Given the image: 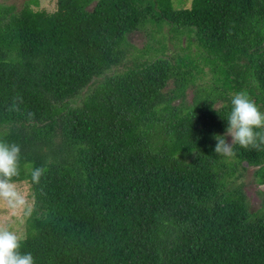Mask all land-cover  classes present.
I'll use <instances>...</instances> for the list:
<instances>
[{
    "label": "trees",
    "instance_id": "obj_1",
    "mask_svg": "<svg viewBox=\"0 0 264 264\" xmlns=\"http://www.w3.org/2000/svg\"><path fill=\"white\" fill-rule=\"evenodd\" d=\"M180 4H0V140L21 147L20 251L35 264H264V194L250 211L235 183L252 166L264 184V146L214 150L231 94L264 112V0ZM151 11L193 32L197 72L166 56L125 67V36ZM204 66L218 84L183 105ZM34 167L46 169L38 184Z\"/></svg>",
    "mask_w": 264,
    "mask_h": 264
},
{
    "label": "rangeland",
    "instance_id": "obj_2",
    "mask_svg": "<svg viewBox=\"0 0 264 264\" xmlns=\"http://www.w3.org/2000/svg\"><path fill=\"white\" fill-rule=\"evenodd\" d=\"M25 2L32 9H45L52 10L54 7V0H0V4H11L16 8L21 7ZM189 0H181V6H188ZM175 3V2H174ZM176 8H180L178 4L175 3ZM148 23L145 25L129 32L125 39L128 44L132 47L129 48L130 52L126 55L127 61L129 62L126 66H133L142 61H149L155 57H168L171 63L177 66L179 69H184L196 72L202 66V64L195 61L194 57L196 50L198 49L197 40L194 37L193 32H189L188 28L176 27L168 24L165 20L155 19L154 11H151L148 15ZM168 25V26H167ZM139 26V25H138ZM167 27V28H166ZM187 45V46H186ZM198 62L199 67L196 68V63ZM124 67V68H125ZM122 69V68H119ZM207 67H203V77H201V82H195L194 85H188L183 91V105H191L193 100V94L195 89L202 86V90L211 89L218 83L214 80L209 79V74L207 73ZM191 72V73H192ZM200 72V71H199ZM189 74H187L188 76ZM192 76L191 78H193ZM200 84L199 88L198 86ZM172 87L171 83H168L166 89ZM234 95V94H231ZM181 101L180 98L174 99L171 104H177ZM220 100H216L213 104L216 107ZM228 142H231V137H227ZM255 167H245L244 169H237V178L235 183H241L242 189L246 196L247 205L250 211H253L258 207L259 200L264 194V184H257L256 178L253 174ZM19 191L25 195L27 204L25 208L18 211L15 215H11L10 210L0 204V222H7L11 230L15 231L19 236L23 232L24 219L26 217L27 211L30 207V197L28 195L27 184L24 182L16 183Z\"/></svg>",
    "mask_w": 264,
    "mask_h": 264
},
{
    "label": "clouds",
    "instance_id": "obj_3",
    "mask_svg": "<svg viewBox=\"0 0 264 264\" xmlns=\"http://www.w3.org/2000/svg\"><path fill=\"white\" fill-rule=\"evenodd\" d=\"M231 111L227 118L228 127L224 135H215V153L234 156L233 144L243 148L264 146V112L249 98L246 92L234 94ZM33 114L29 113V117ZM227 137H231L228 142ZM21 147L15 143L0 140V204L6 206L11 215L25 208L27 200L22 194L14 177L19 175ZM43 167H34L31 171L33 183H39L45 174ZM21 236L11 230L7 222H0V264H35L31 253H22Z\"/></svg>",
    "mask_w": 264,
    "mask_h": 264
}]
</instances>
